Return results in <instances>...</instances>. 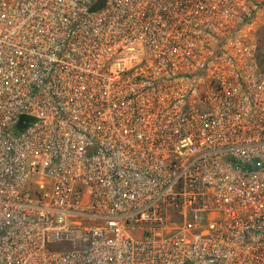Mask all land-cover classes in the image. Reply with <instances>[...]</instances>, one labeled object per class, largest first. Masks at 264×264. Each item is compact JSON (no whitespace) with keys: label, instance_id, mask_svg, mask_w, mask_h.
<instances>
[{"label":"built area","instance_id":"obj_1","mask_svg":"<svg viewBox=\"0 0 264 264\" xmlns=\"http://www.w3.org/2000/svg\"><path fill=\"white\" fill-rule=\"evenodd\" d=\"M262 26L264 0H0V264H264Z\"/></svg>","mask_w":264,"mask_h":264},{"label":"trees","instance_id":"obj_2","mask_svg":"<svg viewBox=\"0 0 264 264\" xmlns=\"http://www.w3.org/2000/svg\"><path fill=\"white\" fill-rule=\"evenodd\" d=\"M256 63L261 73H264V26H262L257 33V50H256ZM29 123V120L22 118L20 127Z\"/></svg>","mask_w":264,"mask_h":264}]
</instances>
